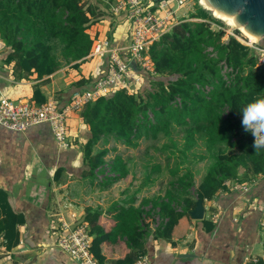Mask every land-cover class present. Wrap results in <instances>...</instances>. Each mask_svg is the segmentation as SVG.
I'll return each mask as SVG.
<instances>
[{
	"label": "trees",
	"instance_id": "1",
	"mask_svg": "<svg viewBox=\"0 0 264 264\" xmlns=\"http://www.w3.org/2000/svg\"><path fill=\"white\" fill-rule=\"evenodd\" d=\"M110 3L0 0V39L4 44L0 66L13 62L12 73L18 80L27 79L31 73L41 79L66 66L77 68L90 51L88 28L112 17ZM189 17L201 20L181 21L149 45L154 74H144L134 91L115 90L80 111L88 126L83 163L90 175L104 165L103 144L109 140L136 147L142 138L167 139L162 148L170 150L164 166L171 178L163 194L146 196L132 208V235L141 236L144 226L147 234L149 224L144 223V218L154 222L158 215L153 234L167 238L177 220L187 212L193 201L190 199H211L218 190H225L228 183L243 185L264 173V148L253 147L254 137L244 130L241 112L248 103L264 97V69L256 65L247 46L230 35L224 37L222 29L214 30L210 22L218 26L224 23L209 10L196 3ZM224 64L232 69L225 73L226 79L221 72ZM95 81L88 80L75 88L89 89ZM44 100L41 95L35 97L36 103ZM207 159L196 179L199 174L194 165ZM147 160L142 164L146 166V185L152 184L162 169L161 163L151 164ZM108 164L116 178L128 173L126 161L119 155ZM63 170H55V180ZM0 195L5 199L2 192ZM98 215L97 211L89 212L85 221L92 239L91 251L102 264L100 244L109 234L97 224ZM15 222L20 219L6 212V226L11 229ZM212 227L210 223L209 229ZM132 262L129 257L115 261Z\"/></svg>",
	"mask_w": 264,
	"mask_h": 264
},
{
	"label": "crops",
	"instance_id": "2",
	"mask_svg": "<svg viewBox=\"0 0 264 264\" xmlns=\"http://www.w3.org/2000/svg\"><path fill=\"white\" fill-rule=\"evenodd\" d=\"M183 8L182 19H189L194 12L193 2L188 1ZM210 23L214 28L216 24ZM87 31L91 43L108 37L112 47L122 48L128 44L131 25L124 13H119L95 22ZM107 66L106 55L88 53L77 68L66 66L41 79L31 73L27 79L18 80L12 73L13 62L3 64L0 97L36 102L37 95L45 99L53 96L63 103L76 86L97 79ZM68 137L69 146L59 148L47 123L23 132L0 126V193L5 196L0 195V264H77L56 245L60 220L73 224L83 216L82 222L87 223L85 217L94 211L99 212L97 224L109 234L100 244L102 264H117L115 261L124 257L131 258V264L139 259L149 264H264V173L245 182L246 191L228 183L211 199H202V219L191 218L189 211L195 207L196 198L190 199L193 201L187 212L167 238L155 237L149 217L144 218L149 224L148 233L144 226L141 236L132 235V208L146 196L163 194L165 185L148 195L146 190L161 182L164 167L154 176L159 179L146 185L145 168L140 170L142 179L140 173L136 179L139 169L130 163L132 153L115 152L111 144L117 146V142L109 140L103 144L104 165L90 175L83 163L88 126L80 111L68 118ZM152 144L146 148V155ZM116 155L126 161L125 177L116 178L110 170L106 172ZM58 167L64 170L55 180ZM6 212L20 219L11 229L5 223Z\"/></svg>",
	"mask_w": 264,
	"mask_h": 264
},
{
	"label": "built area",
	"instance_id": "3",
	"mask_svg": "<svg viewBox=\"0 0 264 264\" xmlns=\"http://www.w3.org/2000/svg\"><path fill=\"white\" fill-rule=\"evenodd\" d=\"M110 1L111 13L113 15L124 13L130 23V38L128 44L122 48L112 47L108 38L93 40L89 56L106 55L108 66L92 87L74 89L68 100L63 103L53 96H49L40 103L24 98L10 99L2 96L0 97V126L11 131L23 132L38 124L47 123L57 147L66 148L69 146L68 118L70 114L81 111L86 104L115 90L134 91L141 84L144 74H154L148 53L149 45L172 29L178 10L185 7L189 0H173L176 3L175 6L170 3L171 0ZM229 35L247 46L256 58V65L264 69V37L251 39L241 31L236 32L234 28L225 32L224 37ZM3 48L4 44L0 39V50ZM221 72L226 79L225 73L232 72V69L224 64ZM206 90H209L208 86ZM108 171L109 169L106 170L107 173ZM233 188L246 191L247 185L233 184ZM154 220L152 227L157 225L158 215H155ZM261 224L264 225V220ZM70 225V222L60 220L57 247L77 264H100L91 251L92 239L87 232V223L80 222L73 229H70ZM134 264H149V262L139 259Z\"/></svg>",
	"mask_w": 264,
	"mask_h": 264
},
{
	"label": "rangeland",
	"instance_id": "4",
	"mask_svg": "<svg viewBox=\"0 0 264 264\" xmlns=\"http://www.w3.org/2000/svg\"><path fill=\"white\" fill-rule=\"evenodd\" d=\"M189 2H193V6L194 7H195V4L198 3L197 0H189ZM170 3H172L173 6L176 5L175 1H173V0H171ZM183 12H184V8H181L177 12L174 25L178 24L181 21H185V20L194 21V20H192L189 17V15H188L189 19H187V18L182 19L183 18L182 17ZM210 13H211V15L213 17H215L212 14L211 11H210ZM215 18H217V17H215ZM220 20L224 23V25H221V26L215 25L214 26V30L222 29L224 31V33H225L229 29L232 28L227 22H225L222 19H220ZM234 29H235V31L239 32L238 29H236V28H234ZM104 38H108V37H104ZM166 141H167V139L161 136L158 140H146L145 138H142V139L139 140V145H137L136 147H129L128 148L126 145L120 144V143H117V146L114 143H112L111 146L116 149L115 152H117V153H123L124 155H126L127 151L132 153L133 156H132V160L130 161V163L134 164L135 169H139V171L136 170V173H135L136 179H137V174L138 173H140V178L142 179L140 170H142L143 168L146 167V166H143L142 164H146V160L147 159H148L147 161L150 162L151 164H153V163H155V164L161 163L162 164L161 167L163 166L165 168L164 165H165V160L167 159L166 156L170 155L169 154L170 153L169 148H166V149L162 148V144L163 143L167 144ZM150 143H153V145H151V147L147 150V156H146V148L148 147V145ZM173 158H174V156H172L170 158V160H169V165H171V166H172ZM149 159H150V161H149ZM207 162H208V159L199 161L198 163H196L194 165V169L197 171V174H199L198 176L196 175V179L199 178L202 170L207 165ZM169 165L166 164V168L167 169H168ZM164 168L162 169L163 170L162 172H163L164 176L160 177V178H163V179L161 180V182H159V180H158L159 178H157L154 182H156L157 180H158V182L154 183L155 185H153L151 188H148L146 190V194L147 195L155 192L157 188H159V187H161L163 185L166 186V183L171 178V176L166 172V170ZM165 176H166V178H164ZM165 179H166V182H165ZM136 184H137V182L135 181V185Z\"/></svg>",
	"mask_w": 264,
	"mask_h": 264
},
{
	"label": "water",
	"instance_id": "5",
	"mask_svg": "<svg viewBox=\"0 0 264 264\" xmlns=\"http://www.w3.org/2000/svg\"><path fill=\"white\" fill-rule=\"evenodd\" d=\"M206 2L217 11L232 15L238 25L243 26L248 33L257 39L264 37V0H206ZM198 3L200 4L199 1ZM201 6L205 8L203 5ZM203 210L202 199L197 197L195 207L189 211V214L191 218L199 220L203 217ZM83 220L84 217L82 216L70 225V229H73Z\"/></svg>",
	"mask_w": 264,
	"mask_h": 264
},
{
	"label": "clouds",
	"instance_id": "6",
	"mask_svg": "<svg viewBox=\"0 0 264 264\" xmlns=\"http://www.w3.org/2000/svg\"><path fill=\"white\" fill-rule=\"evenodd\" d=\"M241 112L244 130L254 137L253 147L255 150L264 148V97L248 103Z\"/></svg>",
	"mask_w": 264,
	"mask_h": 264
},
{
	"label": "bare ground",
	"instance_id": "7",
	"mask_svg": "<svg viewBox=\"0 0 264 264\" xmlns=\"http://www.w3.org/2000/svg\"><path fill=\"white\" fill-rule=\"evenodd\" d=\"M200 2L201 5H203L205 8L209 9L212 14L219 18V19H222L224 20L225 22H227L232 28H236L238 29L239 31H241L244 35H246L247 37L251 38V39H257V37H255L254 35L248 33L243 26L241 25H238L235 20H234V17L232 15H226V14H223L219 11H217L216 9L212 8L207 2L206 0H198Z\"/></svg>",
	"mask_w": 264,
	"mask_h": 264
}]
</instances>
